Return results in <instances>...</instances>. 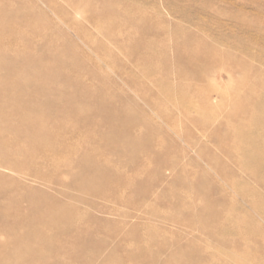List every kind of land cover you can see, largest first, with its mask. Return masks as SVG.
I'll list each match as a JSON object with an SVG mask.
<instances>
[{
	"label": "rangeland",
	"instance_id": "1",
	"mask_svg": "<svg viewBox=\"0 0 264 264\" xmlns=\"http://www.w3.org/2000/svg\"><path fill=\"white\" fill-rule=\"evenodd\" d=\"M0 9V264H264V0Z\"/></svg>",
	"mask_w": 264,
	"mask_h": 264
},
{
	"label": "bare ground",
	"instance_id": "2",
	"mask_svg": "<svg viewBox=\"0 0 264 264\" xmlns=\"http://www.w3.org/2000/svg\"><path fill=\"white\" fill-rule=\"evenodd\" d=\"M0 10H1V9H0ZM1 12H2V11H1ZM4 15H5V14H4ZM0 16H1V15H0ZM2 16H3V15H2ZM5 16H6V15H5ZM8 16H9V15H8ZM8 16H7V17H8ZM5 18H6V17H5ZM9 18H13V15H12V17L10 16ZM9 18H8V19H9ZM3 20H5V19H3ZM3 23H4V22H3ZM6 24H7V23H6ZM6 24H4V25H6ZM0 25H1V24H0ZM1 26H2V25H1ZM6 27H7V26H6ZM1 63H3L2 60H1ZM1 63H0V64H1ZM25 66H26V65H25ZM47 69H48V68H47ZM14 73H15V72H14ZM46 73L48 74V71H47ZM12 74H13V73H11V75H12ZM40 74H41V76H42L44 73L42 74V73L40 72ZM14 75H15V74H14ZM14 75H12L11 77H13ZM32 75H33V74H32ZM34 75H38V76H39V73H36V74H34ZM15 77L18 78L19 76H16V75H15ZM28 77H30V76H28ZM28 77H26V78H27V79H30V78H28ZM31 77H32V76H31ZM33 77H34V76H33ZM39 77H40V76H39ZM35 78H36V77H35ZM43 78L45 79L46 76H43ZM47 78H49V77H47ZM13 79H14V78H13ZM15 79H16V78H15ZM38 79H39V78H38ZM7 80H8V79H7ZM16 80H17V79H16ZM22 80H23V78H22ZM22 80H21V81H22ZM63 80H64V79H63ZM67 80H68V79H67ZM12 81H13V83H16V82H14V80H11V83H12ZM28 81H29V80H28ZM31 81H32V80H31ZM31 81H30V82H31ZM43 81H44V80H43ZM48 81H49V80H48ZM65 81H66V80H65ZM8 82H9V81H8ZM30 82H29V83H30ZM33 82H34V81H33ZM6 83H7V82H6ZM29 83H27V84H29ZM4 84H5V83H4ZM9 84H10V83H8V85H9ZM21 84H22V83H21ZM36 84H37V83H36ZM8 85H7V86H8ZM10 85H11L12 88H13V86H15V85H17V84H15V85L10 84ZM23 85H24V84H23ZM30 85L33 86L32 83H30ZM30 85H29V86H30ZM29 86H28V87H29ZM16 87H19V88H20V86H16ZM30 87H31V86H30ZM34 87H35V86H34ZM8 88H11V87L8 86ZM8 88H6V89L8 90ZM12 88H11V89H12ZM19 88H18V91H17V92H19ZM21 88H22V87H21ZM21 88H20V89H21ZM31 88H33V87H31ZM31 88H30V90H31ZM44 88H45V87H44ZM44 88H43V90H44ZM0 89H4V90H5V87L2 88V86H1ZM15 89H16V88H15ZM36 89H37V87H36L35 90H34L35 92H37ZM39 89H40V88H39ZM26 90H27V89H26ZM30 90H29V92H30ZM13 91H15V90L13 89ZM44 91H45V90H44ZM29 92H27V93H29ZM35 92H33V93H35ZM38 92H39V91H38ZM5 93L8 95L7 91H5ZM5 93H4V92L1 93V94H3V97H4V96H7V95H5ZM13 93H14V92H13ZM25 93H26V91H25ZM33 93H32V94H33ZM44 93H45V94H48V93H46V91H45ZM250 93H251V92H250ZM9 94H10V93H9ZM14 94H17V93H14ZM30 94H31V93H30ZM37 94H38V93H37ZM41 94H43V91L41 92ZM41 94H40V97H41ZM58 94H59V93H58ZM58 94H56V95H58ZM71 95H73V94H70V95H68V96L71 97ZM88 95H89V94H88ZM11 96H14V95H11ZM31 96H33V95H31ZM15 97H16V96H15ZM37 97L39 98V96H37ZM43 97H44V95H43ZM46 97H47V96H46ZM61 97H62V96H61ZM73 97H75V96H73ZM73 97H72V99H73ZM86 97H87V96H86ZM94 97H96V96H94ZM94 97H91V98L93 99ZM4 98H5V97H4ZM32 98H33V97H32ZM41 98H42V97H41ZM44 98H45V97H44ZM101 98H103V97H101ZM0 99H1V96H0ZM6 99H7V98H6ZM9 99H11V98H9ZM9 99H8V100H9ZM12 99H13V97H12ZM14 99H15V98H14ZM28 99H29V98H28ZM47 99H48V98H47ZM57 99H58V98H57ZM59 99H61V98H59ZM105 99H106V98H105ZM109 99H110V98H109ZM109 99H107L105 102H107V101L109 102ZM4 100H5V99H4ZM15 100H17V98H16ZM34 100H35V97H34ZM48 100H49V99H48ZM48 100H47V101H48ZM61 100H62V99H61ZM70 100H71V99H70ZM85 100H86V99H85ZM88 100H89V99H87L86 101H88ZM101 100H102V99H101ZM235 100H236V99H235ZM239 100H242V99H239ZM239 100H238V101L236 100V101L239 102ZM38 101H39V99H38ZM59 101H60V100H59ZM92 101H94V100H91V102H92ZM95 101H97V100L95 99ZM103 101H104V100H103ZM0 102H1V101H0ZM6 102H8V101H6ZM12 102H13V100H12ZM29 102H30V101H29ZM32 102H33V101H32ZM32 102H31V103H32ZM65 102H67V101H65ZM89 102H90V101H89ZM237 102L234 101V105H235V103H237ZM1 103H3V104H7V103H5V102H1ZM23 103H24V102H23ZM46 103H48V102H46ZM53 103H54V102H53ZM58 103H59V102H58ZM70 103H71V102H70ZM93 103H94V102H93ZM96 103H97V102H95L94 104H96ZM100 103H101V102H100ZM100 103H98V104H100ZM239 103L241 104L242 102H239ZM239 103H238V104H239ZM8 104H10V102H8ZM27 104H28V103H27ZM48 104H49V103H48ZM51 104H52V103H51ZM89 104L91 105L92 103H89ZM110 104H111V103H110ZM12 105H13V103H12ZM16 105H17V104H16ZM2 106H3V105H2ZM21 106H22V105H21ZM42 106H43V105H42ZM45 106L48 107L47 104H46ZM59 106H60V105H59ZM101 106H102V104L100 105V107H101ZM0 107H1V106H0ZM4 107H5V106H4ZM31 107H32V106H31ZM37 107H38V106H37ZM43 107H44V106H43ZM43 107H42V108H43ZM70 107H71V106H70ZM72 107H74V106H72ZM72 107H71V108H72ZM90 107H91V106H90ZM106 107H107V106H106ZM110 107H113V106H110ZM235 107H236V106H235ZM235 107H234V108H235ZM26 108H27V107H26ZM71 108H70V109H71ZM76 108H77V107H76ZM81 108H83V106H82ZM91 108H92V107H91ZM95 108H96V107H95ZM97 108H98V110H99V107H97ZM107 108H108V107H107ZM237 108H238V106H237ZM237 108H236V109H237ZM239 108H241V106H239ZM31 109H33V108H31ZM31 109H29V110L31 111ZM37 109H41V107H40V108H37ZM43 109H44V108H43ZM70 109H69V110H70ZM73 109H74V108H73ZM73 109H72V110H73ZM79 109H80V108H79ZM79 109H77V110L75 109V110L78 111ZM93 109H94V108H93ZM103 109H105V108H103ZM108 109H109V108H108ZM111 109H112V108H111ZM115 109H116V108H115ZM236 109H235V110H236ZM0 110H2V109H0ZM27 110H28V109H27ZM34 110H35V109H34ZM41 110H42V109H41ZM44 110H45V109H44ZM69 110H68V111H69ZM89 110H90V109H89ZM122 110H123V109H122ZM238 110H241V111H242V109H238ZM73 111H74V110H73ZM86 111H87V110H86ZM99 111H100V110H99ZM108 111H111V110H107V112H108ZM123 111H124V110H123ZM245 111H246V110H245ZM247 111H248V110H247ZM1 112H3V111H1ZM1 112H0V114H1ZM22 112H23V111H22ZM82 112H83V110H82ZM100 112H102V111H100ZM117 112H118V110H117ZM117 112H116V113H117ZM238 112H239V111L236 110V113H238ZM243 112H244V111H242V113H243ZM250 112H251V111H250ZM4 113H5V112H4ZM68 113L71 114V112H68ZM68 113H67V116H68ZM73 113H75V112H73ZM87 113H88V112H87ZM92 113H93V112H92ZM94 113H95V112H94ZM94 113H93V114H94ZM112 113H113V112H112ZM112 113H111V114H112ZM123 113H126V112H123ZM234 113H235V112H234ZM236 113H235V114H236ZM16 114H19V113L16 112ZM23 114H24V116H25V113H24V112H23ZM23 114H22V115H23ZM59 114H60V113H59ZM76 114H77V113H76ZM76 114H75V115H76ZM78 114H79V112H78ZM80 114H81V113H80ZM83 114H84V113H83ZM97 114H99V113L97 112ZM113 114H114V113H113ZM246 114H247V113H246ZM3 115H4V114H1L0 116H3ZM7 115H9V114H7ZM19 115H20V114H19ZM61 115H62V114H61ZM75 115L72 116V117H75ZM86 115H87V114H86ZM94 115H95V114H94ZM104 115H105V114H104ZM120 115H122V114L120 113ZM120 115L118 116L119 118L121 117ZM123 115H125V114H123ZM28 116H30V115L28 114ZM127 116H128V115H127ZM127 116H125V117H127ZM250 116H251V115H250ZM3 117L5 118V116H3ZM19 117H20V116H19ZM62 117H63V116H62ZM96 117H97V116H96ZM96 117L94 116V120H96V119H95ZM105 117H106V116H105ZM114 117H115V116H114ZM123 117H124V116H123ZM247 117H248V116H247ZM22 118H23V117H22ZM25 118H27V117H25ZM25 118H23V119H25ZM75 118H76V117H75ZM78 118H80V117H78ZM102 118H103V116H102ZM102 118H101V119H102ZM107 118H108V117H107ZM115 118H116V117H115ZM115 118H114V120H116ZM121 118H122V117H121ZM248 118H250L251 120L253 119V118H251V117H248ZM248 118H245V119L248 120ZM254 118H257V116H256V117L254 116ZM2 119H3V118H2ZM2 119H1V120H2ZM27 119H28V118H27ZM72 119H74V118H72ZM87 119H88V118H87ZM98 119H99V118H98ZM110 119H111V118H110ZM110 119H107V120H110ZM124 119H125V118H124ZM130 119H131V118H130ZM21 120H22V119H21ZM30 120H31V119H29V121H30ZM40 120H41V119H40ZM99 120H100V119H99ZM103 120H104V119H103ZM111 120H112V119H111ZM111 120H110V121H111ZM117 120H118V119H117ZM2 121H3V120H2ZM17 121H18V120H17ZM22 121L25 122V123L27 122V121H24V120H22ZM29 121H28V122H29ZM32 121H34V122L36 123V121H38V119H37L36 121H35L34 119H32ZM45 121L47 122V120H44V122H45ZM97 121H98V120H97ZM105 121H106V120H105ZM127 121H128V120H127ZM242 121H243V120H242ZM79 122H80V121H79ZM83 122H85V120H84ZM100 122H101V121H100ZM103 122H104V121H103ZM115 122H117V121H115ZM0 123L3 124V122H0ZM18 123H19V122H18ZM25 123H24V124H25ZM29 123H30V122H29ZM29 123H27V124H29ZM32 123H33V122H32ZM32 123H31V125H34V124H35V123H34V124H32ZM41 123H42V122H41ZM81 123H82V121H81ZM81 123H79V124H81ZM87 123H88V120H87ZM90 123H92V122H90ZM106 123H108V125H109V126H107V127H110L111 124H113V122H111V124H109V121L106 122ZM106 123H105V124H106ZM121 123H122V122H121ZM123 123H126V122H123ZM127 123H128V122H127ZM6 124H8L7 126H8L9 128H11V126H9V122H8V121H7V123H4V126H6ZM19 124H20V123H19ZM19 124H18V125H19ZM24 124H23V125H24ZM27 124H26V125H27ZM83 124L85 125V123H83ZM98 124H99V123H98ZM103 124H104V123H103ZM10 125H12V124H10ZM21 125H22V124H20L19 126L21 127ZM29 125H30V124H29ZM29 125H27V126H29ZM31 125L29 126L30 129H31ZM41 125H42V124H41ZM81 125H82V124H81ZM88 125H89V124H88ZM114 125L117 126V124H115V123H114ZM242 125H243V124H242ZM244 125H245V124H244ZM7 126H6V128H8ZM14 126H15V125H14ZM16 126H17V125H16ZM46 126H47V125H45L44 127H46ZM125 126H126V125H125ZM125 126H123V127H125ZM133 126H135V125H132V127H133ZM0 127H1V124H0ZM12 127H13V126H12ZM41 127H42V126H41ZM112 127H114V126H112ZM240 127H241V126H240ZM14 128H15V127H14ZM22 128H23V127H22ZM22 128H20V129H22ZM49 128H50V127H49ZM49 128H46L45 130L48 131ZM110 128H111V127H110ZM115 128H116V127H115ZM126 128H127V127H126ZM126 128H125V130H126ZM234 128H235V127H234ZM3 129H4V128H3ZM12 129H13V128H12ZM37 129H38V128H37ZM97 129H98V128H97ZM103 129H104V128H103ZM111 129H112V128H111ZM116 129H117V128H116ZM122 129H123V128H122ZM132 129H133V128H131V130H132ZM231 129H232V127H231ZM235 129H237V128H235ZM238 129L240 130V128H238ZM243 129H244V126H243ZM243 129H242V130H243ZM1 130H2V129H1ZM5 130H7V129H5ZM5 130H4V131H5ZM31 130H33V129H31ZM108 130H109V132L107 133V136L109 137L108 134L111 133V132H110L111 130H110V129H108ZM108 130H107V131H108ZM120 130H121V127H120ZM128 130H129V129H128ZM128 130H126V131L128 132ZM13 131H16V129H14ZM25 131L27 132V130H25ZM33 131H35V130H33ZM36 131H37V130H36ZM50 131H51V130H50ZM99 131H100V130H99ZM117 131H119V130H117ZM231 131H232V130H231ZM236 131H237V130H235V132H236ZM2 132H3V131H2ZM17 132H18V131H17ZM19 132H20V131H19ZM22 132L24 133V130L21 131V133H22ZM53 132H54V131H52V133H53ZM119 132H120V131H119ZM119 132H118V133H119ZM121 132H122V131H121ZM123 132H124V131H123ZM240 132H241V130H240ZM4 133H5V132H4ZM11 133H12V131H11ZM11 133L8 132L9 135H10ZM52 133H51V134H52ZM54 133H55V132H54ZM100 133H101V132H100ZM102 133H103V132H102ZM132 133H133V132H132ZM242 133L244 134L245 132L243 131ZM242 133H241V135H242ZM12 134H14V133H12ZM18 134H19V133H18ZM40 134H41V133H40ZM55 134H56V133H55ZM55 134H54L53 136H56ZM104 134H105V133H104ZM120 134H121V133H120ZM123 134H124V133H123ZM237 134H238V132H237ZM6 135H7V134H6ZM14 135H15V134H14ZM14 135H13V136H14ZM31 135H32V134H31ZM46 135H47V134H46ZM241 135H240V136H241ZM10 136H11V135H10ZM10 136H9V137H10ZM33 136H34V135H33ZM43 136H44V135H43ZM85 136H86V135H85ZM101 136H102V135H100L99 138L103 139ZM107 136H106V137H107ZM132 136H135V135H132ZM238 136H239V135H237V137H238ZM240 136H239V137H240ZM243 136H244V135H242V137H243ZM245 136H246V135H245ZM245 136H244V137H245ZM1 137H3V136L0 135V138H1ZM28 137H29V135H28ZM48 137H49V136H48ZM48 137H47V138H48ZM235 137H236V135H235ZM13 138H14V137H13ZM16 138H17V136H16ZM41 138H42V137H41ZM41 138H40V139H41ZM52 138H53V137H52ZM115 138H116V137H115ZM122 138H123V137H122ZM125 138H127V137L125 136ZM245 138H246V137H245ZM5 139H6V138H5ZM11 139H12V138H11ZM11 139H10V140H11ZM29 139H30V138H29ZM40 139H39V140H40ZM48 139H50V138H48ZM84 139H86V138H84ZM104 139H105V138H104ZM106 139H107V138H106ZM127 139H128V138H127ZM237 139H238V140H241V139H239V138H236V140H237ZM3 140H4V138H3ZM31 140H32V139H31ZM39 140H38V141H39ZM42 140H44V139H41V141H42ZM46 140H47V139H46ZM50 140H51V139H50ZM96 140H98V138H96ZM125 140H126V139H125ZM242 140H243V139H242ZM0 141H1V140H0ZM4 141H7V140H4ZM15 141H16V140H15ZM38 141H34V142H38ZM103 141H104V140H103ZM123 141H124V140H123ZM134 141H135V139H134ZM7 142H8V141H7ZM7 142H6V143H7ZM11 142H12V141H11ZM31 142H33V141H31ZM101 142H102V141H101ZM107 142H108V141H107ZM138 142H139V141H138ZM237 142H238V141H237ZM242 142H243V141H242ZM2 143H3V142H2ZM9 143H10V142H9ZM43 143H44V142H43ZM48 143L50 144L51 142H49V140H48ZM102 143H104V142H102ZM114 143H115V142H113L111 146H115V145H113ZM116 143H117V142H116ZM99 144H100V143H99ZM120 144H121V143H120ZM1 145H2V144H1ZM13 145H15V144H12L11 147H13ZM46 145H47V144H46ZM101 145H103V144H101ZM105 145H106V144H105ZM105 145H104V146H105ZM232 145H234L233 148L235 149V144L233 143ZM232 145H230V146H232ZM238 145H239V144H238ZM16 146H17V145H16ZM48 146H49V145H48ZM106 146H107V145H106ZM111 146H110V147H111ZM123 146H124V145H123ZM230 146H229V147H230ZM110 147H108V148H110ZM124 147H125V146H124ZM124 147H123V148H124ZM238 147H241V146H238ZM9 148H10V147H9ZM93 148H94V147H93ZM97 148H98V147H97ZM114 148H115V147H114ZM123 148H121V149H123ZM126 148L128 149V147H126ZM10 149H12V148H10ZM13 149H14V147H13ZM237 149H238V148H237ZM16 150H17V148H16ZM94 150H95V149H94ZM94 150H93V151H94ZM100 150H101V149H100ZM235 150H236V149H235ZM6 151H7V150H6ZM13 151H15V150H13ZM13 151H11V152L13 153ZM91 151H92V150H91ZM101 151H102V150H101ZM123 151H124V150H123ZM230 151H232V150H230ZM95 152H96V151H95ZM126 152H127V151H126ZM99 153H100V152H99ZM99 153H98V154H99ZM85 154H86V153H85ZM85 154H84V157H85ZM131 154H132V153H131ZM86 155H87V154H86ZM91 155H92V154H91ZM137 155H138V154H137ZM89 157H91V156H89ZM136 157H137V156H136ZM92 158H93V157H92ZM92 158H88V159L92 160ZM86 159H87V158H86ZM86 159H85V160H86ZM93 159H94V158H93ZM94 161H95V159H94ZM85 162H86V161H85ZM90 162H91V161H90ZM90 162H88V163H90ZM97 162H98V161H97ZM93 165H94V164H93ZM100 165H101V164H100ZM100 165H99V166H100ZM87 166H89V165H86V167H87ZM96 166H97V164H96ZM99 166H98V167H99ZM101 166H102V165H101ZM103 166H104V165H103ZM86 167H85V169L88 170V169H91L92 166H91V167H87V168H86ZM99 168H102V167H99ZM99 168H98V169H99ZM95 169H96V168H95ZM98 169H97V170H98ZM97 170H96V171H97ZM100 170H101L102 173H103V169H100ZM96 171H95V172H96ZM89 173H90V171H89ZM91 173H94V171L92 172V170H91ZM97 173H98V172H97ZM106 173L108 174V172H106ZM93 175H95V173H94ZM91 176H92V175H91ZM97 176H98V175H97ZM103 176H104V175H103ZM98 177H100V176H98ZM92 178H93V177H92ZM92 178H91V179H92ZM100 178H101V177H100ZM94 179H95V178H94ZM102 179H103V178H102ZM95 180H96V179H95ZM198 192H199V191H198ZM202 194H203V193H202ZM200 195H201V194H200ZM5 199H6V198H5ZM206 202H207V201H206ZM5 203H9V202H4V204H5ZM207 204H208V203H207ZM35 205H36V204H35ZM3 206H4V205H3ZM3 206H2V207H3ZM4 207H5V208L7 207L6 204H5ZM207 207H208V205H207ZM207 207H206V208L203 207V211H204V208H205V209H208ZM210 207H211V206H210ZM212 209H213V208H212ZM6 210H7V209H6ZM39 210H41V209H39ZM45 210L47 211V209H45ZM49 210H50V209H49ZM55 210H56V208H55ZM208 210H209V209H208ZM4 211H5V210H4ZM7 211H8V210H7ZM37 211H38V210H37ZM51 211H52V210H50V212H51ZM211 211L214 212V210H211ZM35 212H36V211H35ZM9 213H11V212H9ZM42 213H43V212H42ZM42 213L40 212L39 214H42ZM45 213H49V211H48V212H45ZM202 213H203V212H202ZM215 213H216V212H215ZM217 213H218V212H217ZM13 214H14V212H13ZM37 214H38V213H37ZM51 214H52V213H51ZM56 214H57V213H56ZM59 214H60V212H59ZM59 214H57V216H58ZM211 214H213V213H211ZM3 215H4V214H3ZM10 215H12V214H10ZM20 215H21V214H20ZM31 215H32V214H31ZM31 215H29V218H30ZM33 215H34V214H33ZM44 215H45V214H44ZM53 215H54V214H53ZM63 215L65 216V214H63ZM214 215H215V214H214ZM42 216H43V215H42ZM46 216H47V215H46ZM46 216H45V217H46ZM59 216H60V215H59ZM59 216H58V217H59ZM61 216H62V215H61ZM72 216H73V215H72ZM202 216H203V215H202ZM216 216L218 217V215H216ZM216 216H215V217H216ZM0 217H1V216H0ZM20 217H21V216H20ZM58 217H57V218H58ZM67 217H68V216H67ZM212 217H213V215H212ZM215 217H214V218H215ZM219 217H220V216H219ZM2 218H3V217H2ZM8 218H9V217H8ZM32 218H33V216H32ZM32 218H31V219H32ZM38 218H39V217H38ZM61 218H62V217H61ZM65 218H66V217H65ZM206 218H207V217H206ZM209 218H211L210 214H209ZM41 219L43 220L44 218H41ZM54 219H55V218H54ZM62 219H63V218H62ZM66 219H67V218H66ZM66 219H64V221H63L64 223H65V221L68 222V221H67L68 219H67V220H66ZM7 220H8V219H7ZM23 220H24V219H23ZM32 220H33V219H32ZM36 220H37V218H36ZM45 220H46V219H45ZM45 220H44V221H45ZM60 220H61V219H59V221H60ZM206 220H207V219H206ZM4 221H5V219H4ZM8 221H10V220H8ZM16 221H18V220H16ZM16 221H14V222H16ZM27 221H28V220H27ZM46 221H47V220H46ZM51 221H52V220H51ZM51 221L49 220L48 223H49V222L51 223ZM53 221H54L53 223L56 224L57 220H56V222H55V220H53ZM59 221H58V222H59ZM211 221H212V220H211ZM14 222H9V224H10V223H13V225H14V224H15ZM39 222H43V221H39ZM58 222H57V225H59ZM70 222L73 224L75 221H72V220L70 221V220H69V223H70ZM25 223H26V222H25ZM25 223H24V226L27 225V224H25ZM43 223H44V222H43ZM45 223H47V222H45ZM64 223L62 224L61 228H63L64 226H67V223H66V225H65ZM28 224H30V222H29ZM41 224H42V223H41ZM51 224H52V223H51ZM55 224H54V226H55V227H58V226H56ZM10 225H11V224H10ZM10 225H9V226H10ZM16 225H19V223L17 222ZM16 225H15V226H16ZM30 225H31V224H30ZM33 225H34V223H33ZM33 225H31V227H32ZM38 225H39V224H38ZM60 225H61V224H60ZM11 226H12V225H11ZM24 226H23V227H24ZM13 227H14V226H13ZM16 227H17V226H16ZM29 227H30V226H29ZM29 227H28V228H29ZM31 227H30V228H31ZM39 227L43 228V225H41V226H39ZM44 227H45V226H44ZM46 227H48V225H47ZM55 227H54V228H55ZM68 227H71V226L68 225ZM10 228H11V227H10ZM17 228H19V227H17ZM24 228H25V227H24ZM32 228H33V227H32ZM32 228H31V229H32ZM34 228H35V226H34ZM36 228H38V227H36ZM66 228H67V227H66ZM72 228H73V227H71V229H72ZM25 229H27V227H26ZM25 229H24V230H25ZM59 229H60V228H59ZM59 229H58V230H59ZM64 229H65V227H64ZM68 229H69V228H68ZM71 229H70V230H71ZM14 230L16 231L17 229H14ZM27 230H28V229H27ZM32 230H33V229H32ZM36 230H38V229H36ZM45 230H48V229L45 228ZM45 230H43V231L45 232ZM55 230H56V229H55ZM55 230H53V235H55L56 233H59V232H56L57 230H56V231H55ZM65 230H67V229H65ZM65 230H63V232H64ZM5 231H6V230H5ZM25 231H26V230H25ZM30 231H31V230H29V232H30ZM33 231H34V230H33ZM38 231H40V232H39V234H40V233H41V230H38ZM54 231H55V234H54ZM68 231H69V230H68ZM68 231H66V232H68ZM81 231H84V230H81ZM16 232H18V231H16ZM16 232H14V234H12V235H15V234H16L15 236H19V235H17ZM35 232H36V231H35ZM49 232H50V231H49ZM26 233H28V231H27ZM30 233H31V232H30ZM80 233H81V232H80ZM82 233H83V232H82ZM5 234H6V233H5ZM24 234H25V233H24ZM31 234H32V233H31ZM33 234H34V232H33ZM37 234H38V232H37ZM43 234H45V233H43ZM59 234H60V233H59ZM65 234H68V233H65ZM6 235H7V234H6ZM25 235H26V234H25ZM34 235H35V234H34ZM46 235H47V234H46ZM83 235H84V234H83ZM40 236H41V234H40ZM42 236H43V237H40V238L44 239L45 235H42ZM66 236H67V235H66ZM11 237H12V236H11ZM20 237H21V235H20ZM23 237H24V236H23ZM30 237H32V236H30ZM36 237L38 238L37 235L35 236V238H36ZM52 237H53V236H52ZM54 237H55V236H54ZM54 237H53V238H54ZM57 237H59V236H57ZM37 238H36V240H37ZM45 238H46V237H45ZM53 238H52V239H53ZM7 239H9V237H8ZM52 239L50 238V235H49V238H48L47 240H48V242L50 243L49 240H51V242H54V241L57 240L58 238H56L54 241H52ZM61 239H63V238H61ZM67 239H68V237L66 238V240H67ZM10 240L12 241L13 238H11ZM30 240H31V241L33 240V241H34L35 239H34V237H32V239H30ZM36 240H35V241H36ZM38 240H39V238H38ZM40 240H41V239H40ZM8 241H9V240H8ZM24 241H25V242H24ZM28 241H29V240H26V239L23 240L24 243H27ZM33 241H32V244H33ZM43 241H44V240H43ZM41 242H42V241H41ZM48 242H46V243H48ZM21 243H22V242H21ZM21 243H20V245H21ZM29 244L32 245L30 241H29ZM38 244H39V243H38ZM18 245H19V244H18ZM24 245H25V244H24ZM36 245H37V244H36ZM43 245H44V244H43ZM1 246H2V245H1ZM25 246H26V245H25ZM27 246H29V245H27ZM32 246H33V245H32ZM32 246H30V247L32 248ZM46 246H47V245L45 244L44 247H46ZM39 247H40V245H39ZM17 248H18V247H17ZM25 250H26V248H25ZM28 250H30V251H28ZM32 250H33V249H32ZM35 250H36V249H35ZM46 250H48V249L46 248ZM46 250L43 249V251H46ZM141 250H142V249H141ZM141 250H140V251H141ZM15 251L17 252V249H16ZM33 251H34V250H33ZM40 251H41V250H40ZM50 251H51V250L49 249V252H50ZM144 251H145V250H144ZM144 251H143V252H144ZM28 252H29V253H28ZM31 252H32L31 249H27V252H25V253H28V254H25V253H24L25 255L23 254V256L30 255ZM12 253H14V252H12ZM46 253H48V252H46ZM147 253H148V252H147ZM14 254H15V253H14ZM35 254H37V253L34 251V256H33V254H32V257H35ZM41 254H42V253H41ZM41 254H40V255H41ZM144 254H145V253H144ZM1 255H2V254H1ZM18 255L21 256L22 254H18ZM18 255H17V256H18ZM30 256H31V255H30ZM30 256H28V257H30ZM43 256H44V255H43ZM13 257H15V256L13 255ZM23 258H24V257H23ZM36 258H37V257H36ZM5 259H7L6 256H5ZM27 259H28V258H27ZM39 259H40V258H39ZM39 259H38V260H39ZM23 260L27 261V260H26V257H25V259H23ZM29 260H30V259H29ZM35 260H36V259H35ZM35 260H34V261H35ZM40 260H41V259H40ZM6 261H7V260H6ZM6 261H5V262H6ZM14 261H15V260H14ZM25 261H24V262H25ZM36 261H37V260H36ZM22 262H23V261H22ZM28 262H31V260L28 261ZM32 262H33V261H32ZM32 262H31V263H32ZM39 262H40V261H39ZM0 263H1V261H0ZM34 263H35V262H33V264H34ZM36 263H37V262H36ZM44 263L47 264V262H44ZM5 264H6V263H5ZM8 264H9V262H8ZM13 264H14V263H13ZM26 264H27V263H26Z\"/></svg>",
	"mask_w": 264,
	"mask_h": 264
}]
</instances>
